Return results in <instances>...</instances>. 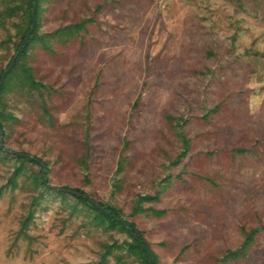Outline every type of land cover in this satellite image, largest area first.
I'll list each match as a JSON object with an SVG mask.
<instances>
[{
    "label": "rangeland",
    "instance_id": "obj_1",
    "mask_svg": "<svg viewBox=\"0 0 264 264\" xmlns=\"http://www.w3.org/2000/svg\"><path fill=\"white\" fill-rule=\"evenodd\" d=\"M84 18L86 32L26 58L55 89L46 95L54 125L7 93L0 111L17 121L3 120V149L45 161L47 185L119 208L155 264H264V230L246 258L224 259L243 241L240 226L264 222V0H42L38 32ZM12 54L0 45V66ZM87 132L84 170L76 158ZM178 132L189 149L176 163ZM17 163L0 160V264H141L121 246L126 233L71 196L40 194L37 165L25 162L9 184ZM137 202L160 213L133 212Z\"/></svg>",
    "mask_w": 264,
    "mask_h": 264
},
{
    "label": "trees",
    "instance_id": "obj_2",
    "mask_svg": "<svg viewBox=\"0 0 264 264\" xmlns=\"http://www.w3.org/2000/svg\"><path fill=\"white\" fill-rule=\"evenodd\" d=\"M42 0H36V12H35V26L31 32V35L27 42H25L24 38L27 31L31 25V11L34 0H0V27L6 30V24L9 20H13L12 25L15 29L13 35L6 34L5 40L0 42V45H6L8 48V43L12 44L13 54L6 59V63L3 66H0V76L2 72L7 68L11 59L15 56V61L11 70L6 74L1 86H0V100L1 97L7 93H12L16 96L25 97L28 100L36 103L40 110L42 111L43 117L47 120L50 126L54 125V115L50 112V108L48 107L46 95H51L55 89L49 85L43 83L37 76L35 75V70L33 66H31L27 61V55L29 53V49L35 48L39 46L43 49V51L47 52L48 54H53L55 51L53 50L52 43H58L61 45H66L69 43L73 37L78 34L80 31H87V24L92 21V18H84L80 19L76 22L66 24L64 26H59L54 30L40 34L38 32L39 28V12H40V2ZM139 101V96L134 100L132 104V108L136 107ZM167 119H171L172 116L167 115ZM11 120L17 121L16 118L12 115H9L7 118L0 111V129H1V138H2V145L5 138V126L3 120ZM178 121V128H181L182 123L184 120L182 118H177ZM181 131V130H180ZM183 147V152H181L175 162L178 163L179 157L184 154L189 149V142L185 135L181 132L177 133ZM232 152L235 153H243L244 150L241 148L233 149ZM8 155L14 157V159L18 162L17 165L14 167L11 177L8 179V183L15 185L16 177L24 171L26 168L25 162L31 163L33 165L38 166V171L36 174L31 176V181L35 189H39V193L48 194L50 191L56 195L60 196H71L73 197L78 203L85 205L89 210L94 213L93 220L97 224H101L108 229H115L118 228L122 232L126 233L130 241L125 242L123 245L125 251L127 253L135 255L141 262V264H155V256L149 246V243L144 238L143 233L141 230L138 229L137 225L132 222L128 221L124 218L123 212L107 203L100 200H96V202L102 206L104 209L108 210V214L98 210L95 206L90 204L86 199L73 196L68 194L67 192L58 191L55 189H50L42 182V178L40 175V170L42 165L46 169V162L42 161L40 158H37L35 155H31L25 152H14V151H5V149L0 148V160ZM91 150L89 146V135L88 132L85 134L84 141L82 143V153L76 158L79 162V165L84 170L88 169V162L90 159ZM121 166H118V170H121ZM44 180L47 183V176L46 172L44 173ZM117 187V186H116ZM62 188L66 189H73L79 192L82 195L88 196L83 190L77 187L69 188L67 186H62ZM151 201L153 197L151 196H143L138 197V201ZM77 210L76 206L74 205L73 211ZM137 210H147L152 211L153 213H160L157 210L152 208H142L139 206L137 202L133 208V212ZM264 230V222H260L255 227H245L240 226V231L243 235V241L241 245L233 251L226 252L227 260H237V259H244L246 258L251 245L255 242V237L258 235L260 231ZM136 234V235H134ZM120 247V245H116ZM113 247L112 245H106L105 253H110V249ZM149 256L152 257V261H149Z\"/></svg>",
    "mask_w": 264,
    "mask_h": 264
},
{
    "label": "water",
    "instance_id": "obj_3",
    "mask_svg": "<svg viewBox=\"0 0 264 264\" xmlns=\"http://www.w3.org/2000/svg\"><path fill=\"white\" fill-rule=\"evenodd\" d=\"M35 12H36V0H34V3H33V6H32V11H31V25H30V28L29 30L27 31L26 35H25V42L28 41L30 35H31V32L32 30L34 29V26H35ZM15 56L11 59L9 65L7 66V68L2 72L1 76H0V86L6 76V74L11 70V68L13 67V64H14V61H15ZM0 148L3 149L2 147V138H1V129H0ZM4 150V149H3ZM5 151H9V150H5ZM43 173H44V166L42 165V168H41V171H40V175H41V178H42V182L45 184V186L49 187V188H52V189H55V190H58V191H62V192H67L68 194H71L73 196H79V197H82L84 199H86V201H88L90 204H92L93 206H95L98 210L104 212L105 214H108V210L104 209L102 206H100L96 200L92 199L91 197L89 196H86V195H82L80 194L79 192L73 190V189H66V188H62V187H53V186H49L46 184L44 178H43ZM136 235V234H134ZM151 256H149V261H151Z\"/></svg>",
    "mask_w": 264,
    "mask_h": 264
}]
</instances>
